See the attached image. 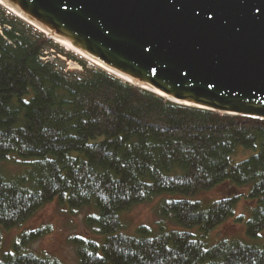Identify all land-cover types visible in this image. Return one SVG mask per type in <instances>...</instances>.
<instances>
[{"label": "trees", "instance_id": "16d2710c", "mask_svg": "<svg viewBox=\"0 0 264 264\" xmlns=\"http://www.w3.org/2000/svg\"><path fill=\"white\" fill-rule=\"evenodd\" d=\"M50 49L82 70L41 60ZM11 156L18 172L2 167ZM225 183L246 188L244 232L258 243L207 241L239 196H196ZM157 197L156 229L125 233L121 214ZM53 199L90 210L83 222L99 237L73 238L78 264H264V120L175 103L87 66L0 7V264H61L26 249L43 228L1 250L4 230Z\"/></svg>", "mask_w": 264, "mask_h": 264}, {"label": "water", "instance_id": "95a60500", "mask_svg": "<svg viewBox=\"0 0 264 264\" xmlns=\"http://www.w3.org/2000/svg\"><path fill=\"white\" fill-rule=\"evenodd\" d=\"M1 1L129 83L264 120V0Z\"/></svg>", "mask_w": 264, "mask_h": 264}, {"label": "rangeland", "instance_id": "374dc122", "mask_svg": "<svg viewBox=\"0 0 264 264\" xmlns=\"http://www.w3.org/2000/svg\"><path fill=\"white\" fill-rule=\"evenodd\" d=\"M0 7L4 10L6 15L16 17L30 25L34 31L43 33L25 20L11 13L2 5H0ZM46 37L50 38L48 36ZM50 39L64 53H70L85 60L87 66H96L52 38ZM57 55L64 57V59L59 58ZM54 58L63 62L65 71L82 70L81 66L76 61L69 59L65 54L58 53L55 50L46 55L45 61H51ZM2 167L6 172L15 173L20 170L21 165L18 158L11 156L2 163ZM245 192V187H236L235 185L232 186L225 183L196 196L197 199L202 202H207L225 195L239 196L234 209V217L227 219L209 231L207 234V241L212 242L220 238H226L236 239L246 243H258L254 239H248L244 232L243 220L247 217L249 209L253 204L244 197ZM158 200L159 198L157 197L149 202L134 205L127 211H124L121 214L124 224L123 231L125 233H132L139 225H147L156 229L159 219L155 207ZM89 212L90 210L88 208L79 211H70L65 203L53 199L34 212L32 216L19 226L4 230L2 232L1 250L10 248L11 244L16 241L20 233L43 228L46 232L39 238L30 242L26 249L35 254L51 256L57 259L61 264H78L72 244L73 238L98 239L99 237L93 232V229L88 228L83 222V217ZM164 224L167 227H174V225L168 221H164Z\"/></svg>", "mask_w": 264, "mask_h": 264}, {"label": "bare ground", "instance_id": "6f19581e", "mask_svg": "<svg viewBox=\"0 0 264 264\" xmlns=\"http://www.w3.org/2000/svg\"><path fill=\"white\" fill-rule=\"evenodd\" d=\"M0 5H2L3 7H5L7 10H9L11 13H13L14 15L18 16L19 18L24 20V17L22 15H20L18 12H16L14 9H12L11 7H9L8 5H6L5 3H3L0 0ZM35 28L39 29L40 31L41 28L37 27L34 25ZM50 38H52L53 40H55L56 42H58L59 44L63 45L64 47H66L67 49L73 51L74 53L78 54L79 56H81L82 58L86 59L87 61H89L90 63H92L93 65H96L97 67H100L102 69H106L101 63L97 62L96 60H94L91 56L85 54L84 52L80 51L79 49L67 44L65 41H63L62 39H60L57 36H53V35H49ZM107 71L109 73H113L111 70L107 69ZM127 79V78H125Z\"/></svg>", "mask_w": 264, "mask_h": 264}, {"label": "built area", "instance_id": "2783aa9c", "mask_svg": "<svg viewBox=\"0 0 264 264\" xmlns=\"http://www.w3.org/2000/svg\"><path fill=\"white\" fill-rule=\"evenodd\" d=\"M49 52H54V50L50 49V50H48V51H43V52H42V55L40 56V59L43 60V61H45L46 55H47ZM57 56H58L59 58L64 59V57H61V56H59V55H57Z\"/></svg>", "mask_w": 264, "mask_h": 264}]
</instances>
